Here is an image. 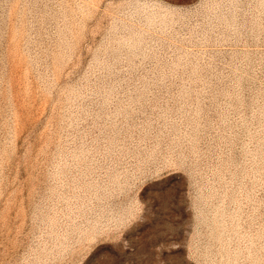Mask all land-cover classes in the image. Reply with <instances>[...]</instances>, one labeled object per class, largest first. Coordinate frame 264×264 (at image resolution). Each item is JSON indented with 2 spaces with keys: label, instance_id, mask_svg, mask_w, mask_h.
I'll use <instances>...</instances> for the list:
<instances>
[{
  "label": "rangeland",
  "instance_id": "374dc122",
  "mask_svg": "<svg viewBox=\"0 0 264 264\" xmlns=\"http://www.w3.org/2000/svg\"><path fill=\"white\" fill-rule=\"evenodd\" d=\"M0 264H264V0H0Z\"/></svg>",
  "mask_w": 264,
  "mask_h": 264
}]
</instances>
